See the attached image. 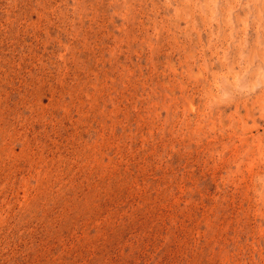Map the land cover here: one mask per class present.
<instances>
[{
  "label": "rangeland",
  "instance_id": "rangeland-1",
  "mask_svg": "<svg viewBox=\"0 0 264 264\" xmlns=\"http://www.w3.org/2000/svg\"><path fill=\"white\" fill-rule=\"evenodd\" d=\"M0 264H264V0H0Z\"/></svg>",
  "mask_w": 264,
  "mask_h": 264
}]
</instances>
